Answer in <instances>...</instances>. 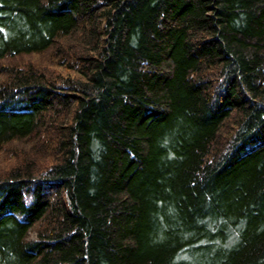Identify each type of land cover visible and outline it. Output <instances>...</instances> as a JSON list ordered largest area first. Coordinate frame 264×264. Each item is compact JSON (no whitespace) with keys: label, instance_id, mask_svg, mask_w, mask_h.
<instances>
[{"label":"trees","instance_id":"trees-1","mask_svg":"<svg viewBox=\"0 0 264 264\" xmlns=\"http://www.w3.org/2000/svg\"><path fill=\"white\" fill-rule=\"evenodd\" d=\"M5 159L0 264H264V0H0Z\"/></svg>","mask_w":264,"mask_h":264},{"label":"rangeland","instance_id":"rangeland-1","mask_svg":"<svg viewBox=\"0 0 264 264\" xmlns=\"http://www.w3.org/2000/svg\"><path fill=\"white\" fill-rule=\"evenodd\" d=\"M51 67V66H50ZM51 68H53V66L51 67ZM6 161V159L5 160H0V166H4L3 165V163ZM1 174H3V173H1ZM31 238L32 239H36L37 238V236H36V234L33 232L32 234H31Z\"/></svg>","mask_w":264,"mask_h":264}]
</instances>
